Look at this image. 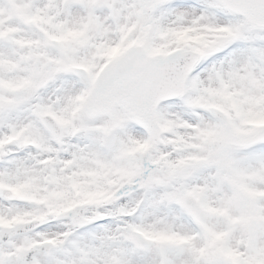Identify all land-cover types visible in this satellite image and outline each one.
<instances>
[{
  "label": "snow or ice",
  "instance_id": "6c2138e0",
  "mask_svg": "<svg viewBox=\"0 0 264 264\" xmlns=\"http://www.w3.org/2000/svg\"><path fill=\"white\" fill-rule=\"evenodd\" d=\"M0 264H264V0H0Z\"/></svg>",
  "mask_w": 264,
  "mask_h": 264
}]
</instances>
